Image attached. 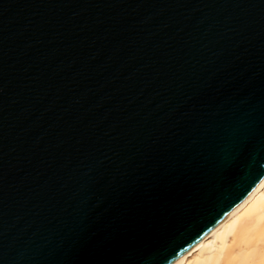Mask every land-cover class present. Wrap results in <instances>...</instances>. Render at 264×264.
<instances>
[{
    "label": "water",
    "instance_id": "95a60500",
    "mask_svg": "<svg viewBox=\"0 0 264 264\" xmlns=\"http://www.w3.org/2000/svg\"><path fill=\"white\" fill-rule=\"evenodd\" d=\"M264 174V0H0V264H171Z\"/></svg>",
    "mask_w": 264,
    "mask_h": 264
},
{
    "label": "bare ground",
    "instance_id": "6f19581e",
    "mask_svg": "<svg viewBox=\"0 0 264 264\" xmlns=\"http://www.w3.org/2000/svg\"><path fill=\"white\" fill-rule=\"evenodd\" d=\"M171 264H264V174L235 208Z\"/></svg>",
    "mask_w": 264,
    "mask_h": 264
}]
</instances>
